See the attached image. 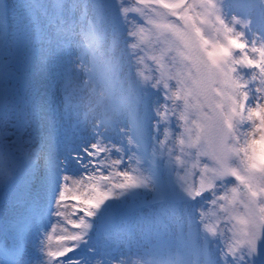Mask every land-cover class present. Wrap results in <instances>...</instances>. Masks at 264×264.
<instances>
[{
	"label": "clouds",
	"instance_id": "1",
	"mask_svg": "<svg viewBox=\"0 0 264 264\" xmlns=\"http://www.w3.org/2000/svg\"><path fill=\"white\" fill-rule=\"evenodd\" d=\"M25 4L28 29L17 42L18 60L8 31L0 33V199L14 194L20 217L38 202L32 190L38 176L74 177L64 174L66 123L104 128L119 140L101 168L85 165L81 176L112 178L103 182L111 195L76 217L78 239L55 264H195L190 250L206 240L223 264L221 231L240 217L251 231H264V196L254 215L239 204L217 205L222 222L215 233L207 227L215 219L204 207L209 193L231 181L244 198L232 171L244 148L259 140L249 114L264 108V73L250 76L235 50L210 55L217 50L214 21L186 23L161 0ZM129 4L138 10L131 21L123 15ZM255 151L264 157V144ZM121 173L133 182L115 187L125 183ZM40 239L35 233L20 264L45 259Z\"/></svg>",
	"mask_w": 264,
	"mask_h": 264
},
{
	"label": "snow or ice",
	"instance_id": "2",
	"mask_svg": "<svg viewBox=\"0 0 264 264\" xmlns=\"http://www.w3.org/2000/svg\"><path fill=\"white\" fill-rule=\"evenodd\" d=\"M161 2L170 9L173 16L186 23L195 25L197 21L215 22L218 34L217 50L210 55L230 54L235 50L239 53L237 63L244 66L250 76L264 73V0H161ZM57 3L62 5L63 0H57ZM23 7L28 14L26 4ZM137 14L138 10L130 4L123 10V15L129 21ZM8 15L5 3L4 8L0 10V33L8 28L5 23ZM249 33L250 38L241 39ZM155 102L164 103L162 98ZM248 118L253 121L255 132L260 134L259 140H253L244 148L239 167L232 171L235 180L244 188V198H241L239 189L230 187L231 181L222 183L217 190L206 196L205 211L215 217L210 219L207 226L208 231L212 233H215L216 227L222 222L213 211L217 205L222 207L229 202L233 206L239 204L247 210L248 215H254L257 202L264 196V182H262L264 157L258 158L255 151L256 144H264V108L256 106L255 111H252ZM73 127L81 128L75 124ZM84 130L88 132L87 136L93 142L81 141L80 135L73 134L65 138V144L68 148L70 144L79 142L83 153L89 158L88 163L84 164V157L75 151H70L68 155L80 161L82 167L87 165L89 169H99L102 167L100 162L102 157L113 147L108 137L114 134H110L109 130L104 128ZM157 132L162 134L163 127L158 125ZM84 143H88V146L83 147ZM120 176L125 183L116 184L115 187L123 188L133 182V177L130 175L121 173ZM111 179L110 176L103 174L62 177L55 199L57 210L55 223L49 224L45 210L40 207L39 202H33L23 216L13 221L17 244L15 250L8 251L6 247H0V256L7 257L8 264H20L35 233L41 235L39 251L40 255L45 257L37 264H55L57 258L68 255L72 252V248L68 245L78 239L75 233L82 226L76 221V217L81 212H88V209L98 207L104 199L110 197L111 193L104 190L103 182ZM73 180L78 181L75 188L72 187ZM85 180L90 183L85 184ZM229 232L231 234H228ZM21 240H26L27 243L22 245ZM217 242L222 244L220 251L223 253V264H264V231L259 226L255 231H251L248 220L244 217H240L238 224H234L231 229L225 228L221 231ZM190 254L195 258V264H217V260L209 250L207 240L203 246L192 247ZM247 257L253 259L249 261Z\"/></svg>",
	"mask_w": 264,
	"mask_h": 264
},
{
	"label": "rangeland",
	"instance_id": "3",
	"mask_svg": "<svg viewBox=\"0 0 264 264\" xmlns=\"http://www.w3.org/2000/svg\"><path fill=\"white\" fill-rule=\"evenodd\" d=\"M11 2L13 6L16 7L20 12L17 16V31L15 33V36L13 37V45L15 48L17 45V41L24 35V33L28 29V18H27V14L23 7V5L26 3V0H11ZM12 54L15 57V59L18 60V58L14 55V52ZM42 178H43L42 175L38 176L32 185V190H33L34 195H37V194L47 195V192L45 191V189L43 188L41 184V181L43 180ZM56 196H57V192L52 193L50 196L51 200H54ZM14 199H15L14 194L12 195L9 194V196L6 199H4L3 209L1 210L2 216L9 217L13 215L14 213L19 214L20 212L19 208L18 207L14 208L11 205Z\"/></svg>",
	"mask_w": 264,
	"mask_h": 264
},
{
	"label": "bare ground",
	"instance_id": "4",
	"mask_svg": "<svg viewBox=\"0 0 264 264\" xmlns=\"http://www.w3.org/2000/svg\"><path fill=\"white\" fill-rule=\"evenodd\" d=\"M64 132L66 137L68 136H72L73 134H76V132H79L82 134L80 140L81 141H87L89 143L88 137H87V131L82 129V128H74L72 123H66L64 124ZM74 128V131H72L71 129ZM108 139L110 140V142L112 143H119V140L114 136H109ZM88 143H84L83 147H87ZM74 146V151L79 153L82 152V148L80 147V143L76 142L74 144H72ZM82 169L85 170L82 166H81V162L80 161H76V160H72V171H71V176L74 177H79L82 175ZM86 171V170H85Z\"/></svg>",
	"mask_w": 264,
	"mask_h": 264
}]
</instances>
